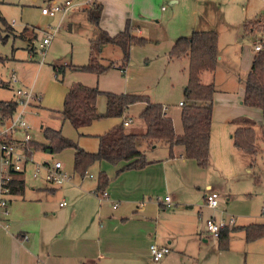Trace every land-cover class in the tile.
Masks as SVG:
<instances>
[{"label": "crops", "instance_id": "obj_1", "mask_svg": "<svg viewBox=\"0 0 264 264\" xmlns=\"http://www.w3.org/2000/svg\"><path fill=\"white\" fill-rule=\"evenodd\" d=\"M73 2L76 3L75 0ZM92 2L103 4L100 27L107 30L111 35L121 31L127 20L132 22L135 34L140 36L143 34L142 29L137 26L139 23H136L139 20L134 14L133 5L135 3L139 4L141 12L146 14L141 13L144 21H152L154 19H150V16H156V10L153 11L152 0H91L82 6L87 7L93 4ZM172 2H176V0ZM197 6H199L198 12L195 11L194 13L197 23L193 30L213 28L219 32V25L216 24L214 26L217 27H210L211 23L209 22V12L216 7L215 3L205 0ZM57 14L49 15L54 17ZM259 15L262 14L246 17L241 23L234 24L233 28L236 31V36L242 38L244 36L245 21ZM11 24L15 26V21L13 20ZM24 27L29 26L27 24ZM90 35L91 37L96 36L95 28L90 30ZM91 39L88 41L89 52ZM33 42L35 43V38ZM174 43L175 41L171 42L169 46L167 63L177 61L181 63V70L186 78L182 85L183 95L178 102L173 104L150 99L164 105L165 113L172 117L176 133L182 134L184 130L181 120V102L184 100V90L188 80L189 57L171 58L169 53ZM257 44H261L264 48V37L259 38L251 49H241L239 54L241 65L239 67L237 62L238 67H235V69L239 71V76L242 74L244 77L240 78L239 89L236 93L218 89L216 81H214L216 92L214 93L210 132V159L206 167H200L194 159L187 158L184 155L182 146H175L172 156L167 143H156L152 147H149L147 143H143L144 146H141V148L149 160V163L143 168L119 171V168L125 162L117 164L120 165L118 167L117 165L107 164V161H98L90 167L96 165L97 174L86 173L85 176H79L78 174V177L74 178L76 173L74 172L73 150V170L72 173L69 172L71 176L69 182L55 186L49 184L45 179L44 182L32 184L29 188L25 184L22 194L10 193L6 196L9 203V215L3 217L2 221L6 224L10 223V225H0V264H84L86 262L92 264H200L201 246L211 245V240L214 238L207 232L205 226L206 218L212 215H204L202 207L196 213L188 208L185 209L184 206L189 207L188 204L193 195L192 191L195 188L201 191L203 198L209 190L217 191L221 195L219 205H221V202L230 200L232 194L224 191L223 185H219V187L209 180L208 174L212 170L206 175V172L210 170V160L211 157L213 158V154L220 158L222 157L221 153L225 154L226 150L229 152L230 147H233L232 159L243 156L247 160V163L244 164L247 171H252L251 159L253 152L239 150L234 144L231 146V142H233L237 126L232 123L234 118L249 117L256 122L258 127L264 123L262 109L246 105L243 101L245 95L244 82L254 56L258 52L255 50ZM31 47L29 46L31 53L34 54L36 50H32ZM135 49L136 46H132L131 54L136 51ZM121 55L120 50H115L114 47L106 44L102 47L100 58L101 56L103 58L112 56L109 61L119 62ZM221 59L222 55L219 53L218 64ZM127 67L122 70L119 68V63H117L104 73L95 74L97 81L115 69L124 72L125 76L128 74ZM75 69L80 70L76 67ZM84 84L98 86L91 85V83ZM18 89L15 90L14 97L11 99H18ZM103 90L109 91L110 89ZM122 92L126 91L117 93ZM35 99L36 103L39 104L38 106H41V99ZM137 103L140 104L135 106V103L128 108L124 118L109 117L95 120L91 125L82 128L81 131L77 130L80 137H92L95 141V146H80L89 151H96L99 146L98 136L124 121L126 117H128L127 120L131 119V123L126 125L129 130L144 132L146 125L141 120L140 113L147 103ZM221 103L223 111L217 115L218 105ZM96 105L99 110L98 102ZM136 107H138L137 110ZM51 112H54V110H50L49 114ZM55 114L56 116L53 117L58 116L59 120L62 119L59 114ZM216 116H219L218 119ZM61 121L64 122L65 120L62 119ZM44 126L62 127V125H47V123L45 125L43 123L41 129ZM31 134L32 139L37 140L32 132ZM18 137L21 138V136ZM33 155L32 158H34ZM216 165L224 172L231 166L221 161L216 162ZM214 170L216 171V169ZM5 171L6 166L3 169L0 167V194L1 176ZM102 171L108 175L109 182L105 189L108 190L110 199L100 201L94 192L98 186L99 173ZM256 176L260 181V175L257 174ZM23 177L25 178L24 174ZM58 187L60 188L59 193L56 192ZM223 194L227 198H222ZM166 196L171 198V204L161 205L160 200L163 201ZM63 201L67 203L61 205L60 203ZM115 203L117 204L116 207H114ZM259 222L264 223V221ZM246 224L248 223H239L236 217L235 226ZM238 231H240L239 233L243 232L245 236L244 230L238 229ZM233 235H237V232H231L230 237H233ZM25 236H27V239ZM262 240H264V237L248 242L245 238L244 244L240 243L236 248H233L231 242V246L225 251L218 249L217 242H215L214 253L216 257L212 264H221L223 258L226 260L225 264L236 262L234 258H230L229 261L225 256H222V258L220 256L223 254L222 252L234 251L248 255L260 252V241ZM152 243L159 246H169L171 251L160 260H154L150 253ZM220 252L222 254L219 255ZM245 264H249V261L246 260ZM254 264H257L256 260Z\"/></svg>", "mask_w": 264, "mask_h": 264}, {"label": "rangeland", "instance_id": "obj_2", "mask_svg": "<svg viewBox=\"0 0 264 264\" xmlns=\"http://www.w3.org/2000/svg\"><path fill=\"white\" fill-rule=\"evenodd\" d=\"M53 1L61 3L63 0H1L0 2V9L7 21L10 23L13 20L15 21V26L11 24L12 29H4L2 32L5 40L3 41L0 38V55L2 57L0 59V79L7 82L6 86L0 87V99L9 100L13 98L17 88L22 87V89L32 90L34 96L29 99L25 119L31 125V132L37 141H45L41 125L47 123V125H62V133L81 146H95L94 138L80 137L68 120L63 122L62 119L57 118L58 116L53 117L56 116L54 112L49 114L50 110L61 109L65 92L74 82L98 85L101 90L110 89L109 91L114 90V92L126 91L128 93L144 94L152 100L169 104L179 101L183 95L182 85L186 78L181 70V63L178 61L167 63V53L171 42H174L176 38L191 34L197 23L194 18V13L195 11L197 13L199 8L197 5L202 4L205 0H176V2H172L173 0H152L153 11L156 10V13L154 12L156 16H150V19L154 20L149 22L144 21L141 13L146 14L141 12L140 5L135 3L133 5L134 14L139 20L136 21V23H139L137 26L142 29L143 34L141 36L147 38L148 41L145 45H134L136 51L131 54L127 67L128 74L124 76V72L115 69L99 81H97V76L94 73L77 70L74 66L75 64L83 65L88 62L90 54L88 41L95 37V35L92 37V34L90 35V30L94 26L88 21L85 6H82L91 0H75L74 6L54 17L42 14V7ZM210 1L215 3L218 8L215 7L209 12V22L211 23L210 27H217L214 26L216 24L219 25V53L222 55V59L219 60L215 73L212 75L208 71L204 72L202 80L205 83L212 80L216 81L218 89L236 93L239 89L240 78L244 77L242 74L239 76V71L235 69V67H238L237 62L239 67L241 65V58L239 57L241 49H251L254 47L255 42L259 38H263L264 35H262V32H256V34L249 32L244 33V36L240 38L238 35L236 36L233 26L241 23L246 17H253L256 14H262L257 17L263 16L264 0ZM257 17L246 21L255 20ZM27 24L29 27H24ZM254 29L256 27L251 26V30L254 31ZM50 32L53 33L52 42L43 53L39 43ZM36 34V45L33 41L30 44L29 38H23H31ZM29 46H32V50H36L34 54L31 53ZM109 46L114 47L110 44ZM114 49L119 51L116 47ZM111 57L103 58L101 56V61L107 63ZM56 65L64 66V70L57 72L58 77H56ZM14 71L18 76L16 81L11 78ZM17 97L18 99L24 98L20 95ZM35 98L41 99V106H38L39 104L36 103ZM97 102L99 110L104 112L106 109L105 96L100 95ZM138 104L140 103H136L135 106ZM218 107L217 115L223 111L222 103ZM137 108L135 109L137 110ZM218 117L216 116L217 119ZM258 145L259 149L255 153L251 172H248L244 165L247 163L246 158L239 156L232 159L233 147H230L229 152L226 150L225 154L221 153L222 157L220 158L214 154L213 158L211 157L210 170L206 172V175L212 170L208 174L209 180L218 186L223 185L224 191L232 194L230 200L221 202V205L215 210L209 209L204 206L203 194L195 188L192 191L193 195L188 204L189 207L186 205L184 208L197 213L202 207L204 215H214L217 218L234 215L239 223H248L246 225L264 221V140L258 138ZM231 146H233V142H231ZM33 154L34 161L27 163L24 172L27 188L32 184L44 182L45 180L44 166H42L39 177L35 178L33 176L35 163L45 165L60 160L63 162L65 169L72 173V148L54 153L35 150ZM218 161L231 166L225 172L221 171L216 165ZM107 164L117 165L110 162ZM0 167L1 169L5 167L1 152ZM213 169H216V171H213ZM88 173L97 174L96 165L90 168ZM257 174L260 175V181L256 176ZM77 177L78 174L76 173L74 178ZM56 192H60L59 187ZM222 198H227V196L223 194ZM8 224L10 225V223ZM236 232L237 235L230 237L229 247L231 242L233 248L245 242L244 233H239L238 230ZM214 238L211 240V245L201 246V254L200 257L198 256L200 264H212L215 261L214 246L217 239ZM260 246V252L250 253L249 255L234 251L222 252L223 254L220 252L219 255L222 254L220 256H225L228 261L230 258H234L236 260L234 264H245L246 260L249 261V264H254L255 260L257 264H264V240L260 241ZM225 263L226 260L223 258L221 264Z\"/></svg>", "mask_w": 264, "mask_h": 264}, {"label": "trees", "instance_id": "obj_3", "mask_svg": "<svg viewBox=\"0 0 264 264\" xmlns=\"http://www.w3.org/2000/svg\"><path fill=\"white\" fill-rule=\"evenodd\" d=\"M1 2V0H0ZM103 4L95 2L85 11L88 21L96 29V36L91 39L89 60L86 64L75 65L82 71L100 75L119 63V68L125 70L130 62L131 48L134 45H145L148 41L144 36L133 32L134 28L130 20L126 21L124 28L111 35L100 27ZM251 26H255L254 31ZM4 29H12L0 9V38ZM262 32L264 34V16L244 23V33ZM37 34L29 38L33 41ZM110 44L121 51V59L104 63L100 53L103 45ZM171 58L189 57L188 80L184 90L181 120L183 133L177 134L172 117L167 115L163 104L151 101L148 95L103 91L98 86H90L82 82H74L68 88L63 106L54 111L63 120H68L72 126L81 131L82 128L91 125L95 120L117 117L124 118L128 108L137 102H146L147 105L140 113L141 120L145 123L144 132L129 130L124 121L98 136L99 146L96 151H89L81 147L75 140L66 137L61 128L44 126L42 129L44 142L31 139L26 142V152L32 156L35 150L49 151L51 153L62 151L66 148L74 150V171L80 176H85L89 168L98 161H108L113 164L125 162L119 171L140 169L149 163L141 146L147 143L152 147L156 143H167L170 155L174 154L175 146H182L184 155L194 159L200 167H206L210 159V132L214 106V93L216 87L214 81L205 83L202 74L206 71L212 75L215 73L219 58V32L216 29H194L190 35H181L170 50ZM0 55V59H1ZM56 77L64 66H55ZM244 103L249 106L259 107L264 115V48L259 50L253 59L251 68L245 78ZM7 82L0 79V87ZM106 98V109L100 112L97 108V99L100 95ZM18 107V100L0 99V128L13 118ZM236 124L233 137L234 146L242 151H251L253 156L251 164L255 160L258 151V138L264 140V123L257 126L249 117H237L232 120ZM19 139V138H18ZM11 175L8 181L10 193L22 194L25 189L23 172L9 169ZM97 191H103L108 182V175L100 172L98 176ZM242 229L245 231L246 241L251 242L264 237V223H252L244 226L226 227L217 237L218 248H229L231 232ZM92 264V263H84Z\"/></svg>", "mask_w": 264, "mask_h": 264}, {"label": "built area", "instance_id": "obj_4", "mask_svg": "<svg viewBox=\"0 0 264 264\" xmlns=\"http://www.w3.org/2000/svg\"><path fill=\"white\" fill-rule=\"evenodd\" d=\"M73 0H63L61 3L57 1L51 2L49 5L42 7V13L49 14H57L60 12H65L72 6H74ZM53 33H47V35L42 39L39 46L42 49L43 53H45V49L52 42ZM262 49L261 44H257L255 46V50L259 51ZM12 79L16 80V73H12ZM17 95L23 96V99L18 100V107L13 116L5 125L0 128V152L2 155L3 164L6 166V171L1 176V196H0V225L8 224L3 223L2 218L7 217L9 215L8 208V198L6 197L10 194V187L8 186V181L11 178L9 174V169L17 170L19 172H24L26 170L27 163L30 161H34L32 156H29L26 152V142L32 139L31 134V125L25 119V113L27 112V107L29 105V99H31L34 94L32 90L19 88L17 90ZM183 105V102H181ZM131 123L130 120H126L124 122L125 125H129ZM18 136H21L19 138ZM19 138V139H18ZM42 166L45 167V179L49 184L52 185H61L65 182H69L71 180V176L69 172L65 169L62 161L57 160L53 163H46L45 165H41L40 163H35V169L33 172V176L39 177V174L42 171ZM95 195L98 197L100 201L105 199H110V194L107 189L103 191H95ZM221 195L215 190H209L206 192L204 196V206L210 209H217L219 207ZM67 202L63 201L60 204L65 205ZM161 205H170L171 198L166 196L164 200H160ZM117 204H114L116 207ZM236 224V217L234 215H230L228 217L217 218L216 216H209L205 220L206 230L213 237H218L221 230L226 227H232ZM27 239V236H25ZM171 251L169 246H159L156 243H152L150 245V253L154 260H160L166 254Z\"/></svg>", "mask_w": 264, "mask_h": 264}]
</instances>
